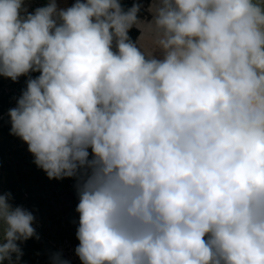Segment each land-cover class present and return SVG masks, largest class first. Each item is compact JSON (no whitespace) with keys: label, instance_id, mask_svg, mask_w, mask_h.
<instances>
[{"label":"clouds","instance_id":"9594fccd","mask_svg":"<svg viewBox=\"0 0 264 264\" xmlns=\"http://www.w3.org/2000/svg\"><path fill=\"white\" fill-rule=\"evenodd\" d=\"M30 2L0 0V76L40 73L10 134L49 180L76 179L81 264H264V0H151V20ZM10 199L0 264L36 236Z\"/></svg>","mask_w":264,"mask_h":264},{"label":"rangeland","instance_id":"374dc122","mask_svg":"<svg viewBox=\"0 0 264 264\" xmlns=\"http://www.w3.org/2000/svg\"><path fill=\"white\" fill-rule=\"evenodd\" d=\"M75 2L76 0H57L59 8L71 7ZM47 3L48 0H31L30 3H25L24 7L32 13ZM134 3L142 5L138 14L141 20L152 19L147 11L151 0H121L124 10L130 9ZM139 34L136 28L129 31V37L133 41ZM155 55L162 59L159 52ZM39 75L38 72H30L18 78L17 86H13L9 81L3 88L0 87V109L4 107L2 99H8L10 105L3 114L0 112V193L11 194L9 202L14 208L20 206L32 212L35 218L33 227L50 256L59 253L68 264H81L75 254V248L79 244L76 238L79 226V214L76 212L79 202L75 189L76 179L49 180L46 173L38 167L39 177H30V172L35 166L30 167L27 163L33 161L34 157L29 153L27 144L11 135L10 129L7 128L11 125L9 110L17 106L18 99L26 90L27 80L35 79ZM24 172L29 176L27 180L20 178ZM49 263L53 264V261L45 264Z\"/></svg>","mask_w":264,"mask_h":264},{"label":"trees","instance_id":"16d2710c","mask_svg":"<svg viewBox=\"0 0 264 264\" xmlns=\"http://www.w3.org/2000/svg\"><path fill=\"white\" fill-rule=\"evenodd\" d=\"M11 82L13 86H17L19 83V80H17L16 82H13L10 78H5L0 76V87H4L8 82ZM2 104L4 105V107H2V109H0L1 114H3V112L10 108V105L8 104V99L6 100H1ZM8 129L11 128V125L9 127H7ZM28 166L30 167H34L32 169V171L30 172V177L31 175H36V177H39L38 174V168L37 166L33 163V161H29L27 163ZM29 176H27V174L24 172V174L20 175V178L22 180H27ZM11 178V177H10ZM15 184V183H14ZM38 237V238H37ZM19 247L21 248L23 255L19 260V264H45L48 262H51L52 260V256H50L45 247L44 244L42 243L38 233L36 232V236H34L33 238L20 243L18 242ZM16 260L15 255H13V261ZM4 264H7V261L4 262ZM51 264V263H49Z\"/></svg>","mask_w":264,"mask_h":264}]
</instances>
